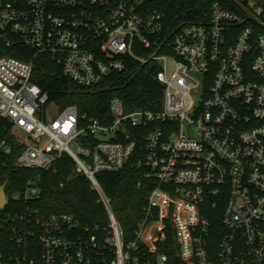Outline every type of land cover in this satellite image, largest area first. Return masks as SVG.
<instances>
[{
    "label": "built area",
    "instance_id": "2783aa9c",
    "mask_svg": "<svg viewBox=\"0 0 264 264\" xmlns=\"http://www.w3.org/2000/svg\"><path fill=\"white\" fill-rule=\"evenodd\" d=\"M201 1L206 11L178 18L175 0H0V179L36 173L3 189L0 264H168L166 251L182 264H264V0ZM37 57L82 90L149 77L159 108L113 99L107 123L59 110L32 81ZM61 156L104 223L30 207ZM124 168L146 188L126 241L96 178Z\"/></svg>",
    "mask_w": 264,
    "mask_h": 264
},
{
    "label": "trees",
    "instance_id": "16d2710c",
    "mask_svg": "<svg viewBox=\"0 0 264 264\" xmlns=\"http://www.w3.org/2000/svg\"><path fill=\"white\" fill-rule=\"evenodd\" d=\"M202 3L201 0H175L174 4L169 7V12L171 16L181 18L182 15L190 12L206 11L200 9ZM187 19L193 20L192 17ZM134 51L139 55L136 48ZM10 54L21 58L19 52H10ZM130 67L136 69V65ZM128 73L124 72L119 76L110 77L94 90H82L64 78L59 67L48 58L37 57L34 61L32 81L47 95L48 103L53 104L57 109L75 106L78 109V116L107 123L109 121L108 108L113 99H119L125 111L133 109L155 111L159 108L161 88L149 77L138 75L131 79ZM0 138H10L7 124L2 121H0ZM13 150L16 154L14 145ZM73 168V162L68 157L61 156L53 165L54 173L39 174L37 186L40 198L30 207L45 214H70L87 225L104 223L105 212L97 203L95 192H92L85 177L73 174ZM34 175H36L35 172L14 174L7 171L0 180L1 183L7 182L9 189H20L26 176ZM96 178L111 201V212L119 226L123 240L132 239L146 196L141 174L124 168L117 173L97 175ZM139 181L142 185L137 187ZM165 254L168 256V264H182L174 254L167 251Z\"/></svg>",
    "mask_w": 264,
    "mask_h": 264
},
{
    "label": "water",
    "instance_id": "95a60500",
    "mask_svg": "<svg viewBox=\"0 0 264 264\" xmlns=\"http://www.w3.org/2000/svg\"><path fill=\"white\" fill-rule=\"evenodd\" d=\"M151 68H153V65H151ZM52 114H54V111H52ZM6 182H4L1 186H0V206L3 205V189L6 186Z\"/></svg>",
    "mask_w": 264,
    "mask_h": 264
},
{
    "label": "rangeland",
    "instance_id": "374dc122",
    "mask_svg": "<svg viewBox=\"0 0 264 264\" xmlns=\"http://www.w3.org/2000/svg\"><path fill=\"white\" fill-rule=\"evenodd\" d=\"M167 67H168V69H171L172 68V62H167Z\"/></svg>",
    "mask_w": 264,
    "mask_h": 264
}]
</instances>
